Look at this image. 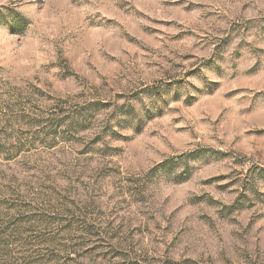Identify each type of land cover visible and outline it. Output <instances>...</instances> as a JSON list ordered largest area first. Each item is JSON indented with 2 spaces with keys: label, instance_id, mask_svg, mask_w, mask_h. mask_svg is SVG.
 Masks as SVG:
<instances>
[{
  "label": "rangeland",
  "instance_id": "374dc122",
  "mask_svg": "<svg viewBox=\"0 0 264 264\" xmlns=\"http://www.w3.org/2000/svg\"><path fill=\"white\" fill-rule=\"evenodd\" d=\"M0 264H264V0H0Z\"/></svg>",
  "mask_w": 264,
  "mask_h": 264
}]
</instances>
